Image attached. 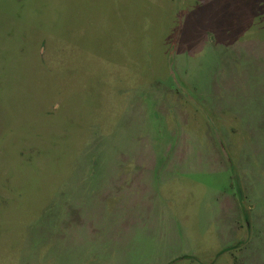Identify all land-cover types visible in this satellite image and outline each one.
I'll return each mask as SVG.
<instances>
[{
  "label": "rangeland",
  "instance_id": "1",
  "mask_svg": "<svg viewBox=\"0 0 264 264\" xmlns=\"http://www.w3.org/2000/svg\"><path fill=\"white\" fill-rule=\"evenodd\" d=\"M0 264H264V0H0Z\"/></svg>",
  "mask_w": 264,
  "mask_h": 264
}]
</instances>
